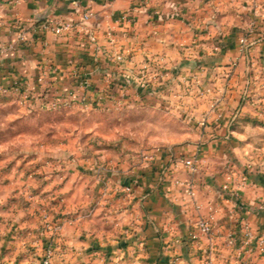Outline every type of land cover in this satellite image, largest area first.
<instances>
[{
    "label": "crops",
    "instance_id": "obj_1",
    "mask_svg": "<svg viewBox=\"0 0 264 264\" xmlns=\"http://www.w3.org/2000/svg\"><path fill=\"white\" fill-rule=\"evenodd\" d=\"M86 8L93 11L87 24L104 43L105 59L93 60L80 33L46 32V43L40 42L34 29L39 16L77 19ZM123 12L132 23L118 20ZM108 30L138 75L153 84L179 70L176 97L195 93L201 100L206 94L200 88L214 90L216 113L204 98L194 140L157 147L139 162L56 160L31 173L0 157V264H45L48 245L53 247L48 264H205L208 258L212 264H264L254 244L238 253L244 221L252 231H264V208L258 207L264 205V164L234 169V163L224 171L227 161L242 158L241 117L264 115L256 108L259 101L264 106V91L261 97L254 92L259 85L264 90V0H0V84L14 77L32 79L51 62L58 66L54 84L61 90L76 84L74 65L89 71L94 97L106 89L107 78L119 88L129 66L119 67L107 57L112 50ZM19 31L26 32V40L17 39ZM242 34L248 39L244 50ZM8 43L13 46L5 48ZM150 56L160 57V64H147ZM192 73L198 80L186 88ZM140 97L131 91L122 101ZM183 99L187 104L194 97ZM195 150L200 158L195 172L174 166L176 155ZM187 179L194 181L193 195L185 191ZM225 182L237 196L223 188ZM45 193L54 201L42 209L63 216L55 234L40 218ZM208 214L211 232L191 237L197 218ZM229 235L234 245L228 244Z\"/></svg>",
    "mask_w": 264,
    "mask_h": 264
},
{
    "label": "rangeland",
    "instance_id": "obj_2",
    "mask_svg": "<svg viewBox=\"0 0 264 264\" xmlns=\"http://www.w3.org/2000/svg\"><path fill=\"white\" fill-rule=\"evenodd\" d=\"M170 71L175 74L173 78L163 74L152 84L128 67L124 80L141 97L126 103L105 100L100 105L48 108L21 101L16 94L0 93V157H8L15 166L32 173L56 160L87 158L98 162L104 158L112 165L120 160L139 162L142 155L152 153L157 147L194 140L201 126L198 118L202 119L204 98L208 97V103L214 100V90L208 91L201 100L196 99L195 93L176 97L179 94L176 77L181 72ZM262 91L260 85L254 90L260 97ZM188 94L194 100L186 104L183 95ZM258 103L256 108L264 110L262 101ZM241 124L244 125L243 135H240L243 141L238 152L242 158L232 156L224 171H230L234 163V169L248 168V164L258 166L259 162L264 164V115L242 116ZM52 168L50 171L54 170ZM44 196L47 197V193ZM53 201L47 197L44 203H39L40 216L42 206L52 205Z\"/></svg>",
    "mask_w": 264,
    "mask_h": 264
},
{
    "label": "built area",
    "instance_id": "obj_3",
    "mask_svg": "<svg viewBox=\"0 0 264 264\" xmlns=\"http://www.w3.org/2000/svg\"><path fill=\"white\" fill-rule=\"evenodd\" d=\"M2 1V0H1ZM7 1L10 4H14L21 0H3ZM93 16V11L89 8L82 9L79 13L77 19L71 17H55L47 15L46 17L36 21L34 25L35 31L38 32L40 37V42L42 44L46 43L44 38L46 32H50L54 35H70L74 33H80L84 40L87 42L88 46L93 51V60L95 62L100 61V59H105V45L100 41L96 30L87 24V21ZM118 20L125 23H132L133 18L128 13H121L118 16ZM109 44L112 47L110 53L106 54L107 57L115 62L119 67L129 66L131 68L129 58H126L123 50L120 48L119 39L116 38L109 30L107 32ZM17 39L24 41L26 40V32L19 31L17 34ZM248 44V39L245 34H242L239 37V46L241 50H244ZM12 43H8L4 47H12ZM150 65L160 64L161 58L150 56L147 59ZM146 64V65H147ZM236 61L232 60L231 68H235ZM83 66L74 65L71 68L73 74L78 75L77 82L74 86L61 90L54 84V73L57 71L58 66L55 63L48 62L38 71V73L32 78L28 79L26 77H14L11 81L0 84V93L3 94H16L19 96L21 101H28L31 103H38L40 105H45L48 108H56L60 106H73L78 104L84 105H100L107 98H111L117 102H122L123 98L130 94L131 91L134 94L140 95L135 88H130V83L125 82L124 78L122 79V85L119 88L115 87L112 84L111 78H107V87L102 88L101 92L94 97L92 94V81L89 75V71L82 69ZM128 69V68H127ZM126 75V74H125ZM124 75V76H125ZM197 73H192L190 77H187L185 87L188 88L194 82H197L198 77ZM119 92L115 94V92ZM199 93L205 95L209 89L200 88ZM107 101V100H106ZM217 100H212L210 102L209 110L216 113ZM217 116H219L217 114ZM146 159L151 158V152L149 154H144ZM200 158L198 150L190 154H178L173 158L174 166H183L191 173L195 172L198 168ZM246 181V175L243 173L240 178V182L244 183ZM183 185L185 191L189 195H193L194 190V181L192 179L184 180ZM223 188L228 191L230 195L238 194V190L235 187L229 186L228 182L223 184ZM260 209L264 208V205H258ZM42 225L51 230L53 234L57 232L60 227L61 221L55 220L52 218V214L48 208H43L41 211ZM211 232V217L208 215H201L196 220V230L191 233V237L196 238L199 234L205 233L209 234ZM228 244L234 245L235 241L231 235H229ZM240 244L238 245V253L241 254L243 251H248L252 248L253 244L255 249L264 254V231L254 232L250 228V225L247 221L242 223L241 227V237ZM58 244V243H57ZM53 252V247L48 245L42 255V262L48 264ZM205 264H212L211 259L208 258Z\"/></svg>",
    "mask_w": 264,
    "mask_h": 264
},
{
    "label": "trees",
    "instance_id": "obj_4",
    "mask_svg": "<svg viewBox=\"0 0 264 264\" xmlns=\"http://www.w3.org/2000/svg\"><path fill=\"white\" fill-rule=\"evenodd\" d=\"M62 215H57V214H52V218L55 219V220H58L59 222L62 221ZM53 238V234L50 232L49 235H48V239L49 240H52ZM47 246L44 247V250Z\"/></svg>",
    "mask_w": 264,
    "mask_h": 264
},
{
    "label": "water",
    "instance_id": "obj_5",
    "mask_svg": "<svg viewBox=\"0 0 264 264\" xmlns=\"http://www.w3.org/2000/svg\"><path fill=\"white\" fill-rule=\"evenodd\" d=\"M44 17H46V14H43V15L39 16V19H42Z\"/></svg>",
    "mask_w": 264,
    "mask_h": 264
}]
</instances>
